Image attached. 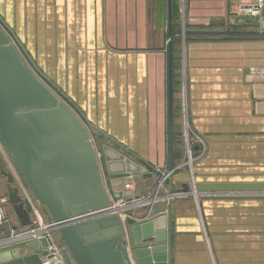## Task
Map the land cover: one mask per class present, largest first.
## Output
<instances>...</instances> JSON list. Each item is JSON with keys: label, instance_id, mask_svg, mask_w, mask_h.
<instances>
[{"label": "crops", "instance_id": "crops-1", "mask_svg": "<svg viewBox=\"0 0 264 264\" xmlns=\"http://www.w3.org/2000/svg\"><path fill=\"white\" fill-rule=\"evenodd\" d=\"M0 1V8L20 10L22 18L33 11L30 18L45 27L33 38L45 43L39 59L47 78L94 137L150 169L151 178L137 180L135 197L147 199L162 175H169L168 41L173 195L187 186L178 165L186 123L206 143L204 157L194 164L198 184L264 183V29L238 16L248 0H170L167 49L150 26L154 11L162 9L168 27V0ZM130 180L110 184L123 193L119 186ZM14 182L20 184L16 177ZM162 187L159 196L168 193V179ZM200 200L198 209L189 194L172 199L171 264H264V196ZM161 205L167 201L153 204ZM150 206H135L126 219L168 216L167 209L149 214ZM124 224L131 262L139 264ZM10 225H0V239Z\"/></svg>", "mask_w": 264, "mask_h": 264}, {"label": "water", "instance_id": "water-1", "mask_svg": "<svg viewBox=\"0 0 264 264\" xmlns=\"http://www.w3.org/2000/svg\"><path fill=\"white\" fill-rule=\"evenodd\" d=\"M168 36L171 8L168 0ZM172 49L168 41V169L167 205L149 211L151 219L125 218L123 210L109 213L111 196L84 122L60 100L24 63L20 53L0 27V175L6 179L9 203L22 226L29 215L18 190L11 188L14 175L37 204L52 231L66 264H132L125 239L129 226L133 253L139 264H169L172 259ZM109 180L151 178L146 165L102 148ZM184 191L187 186L183 187ZM199 199L264 196V183L196 184ZM132 192H114L115 200ZM165 200L166 198H161ZM201 209V200L197 205ZM98 213L92 219L81 216ZM129 217V216H128ZM48 241L23 243L18 249H0V264H42Z\"/></svg>", "mask_w": 264, "mask_h": 264}, {"label": "rangeland", "instance_id": "rangeland-1", "mask_svg": "<svg viewBox=\"0 0 264 264\" xmlns=\"http://www.w3.org/2000/svg\"><path fill=\"white\" fill-rule=\"evenodd\" d=\"M4 5L6 6L8 4L5 3ZM0 6H3V3L1 1H0ZM24 12H25L26 16H25V18H22V16H21L22 11H20V10L0 8V27L6 33V35L10 39L11 43L18 50V52L20 53L24 63L37 75V77L43 83H45L47 85V87L49 89H51V91L54 92V94H56L60 98V100L62 102H64L67 105L66 101H64V99L61 97V95H60L61 93L58 90V88L55 86V84H53L51 82V80H49V78H47L48 76H47V73L45 70L44 61L39 59V52H43L45 49L44 41H41L40 43H36L35 39L33 38L35 36V33H37V31L39 30V28L41 29L40 30V32L42 33L41 35H43L45 27L43 25L39 26L38 24H35L34 22L37 21V19L30 18V15L32 14L33 11H24ZM154 12H155V16L152 18V21L155 22V24H153V26H150V29L155 31L156 34L161 36V46L163 43V47L165 49H167V41H168V39H167V28L168 27H167V24L165 21V10L163 11L162 9H160V10H155ZM153 42H157V41H150L149 43H153ZM126 44H128V43H126ZM157 44L160 45L159 42ZM173 81H174L175 87H176L177 82H178L176 75H175ZM180 93L182 96L181 100L183 102V99H185V97H184L185 93L183 90H180ZM173 96H174V94H173ZM68 107H70V106H68ZM182 108L184 111L183 105H182ZM86 128H87V126H86ZM87 129H88L89 134L91 136V141H92V144L94 145L96 153L100 155L99 162H100V165L102 168V173L104 175L105 187H106L109 195L111 196V199L114 200L112 195L115 191H114L112 185L110 184L111 180H109V178L107 177V174H106V166H105V160H104V154H103L102 148L104 146H107V147L119 152L121 155L132 160L133 162H135V161L133 159H131L130 157H127L126 153H123L120 150L115 149V147L112 146L111 144H109L106 139L94 137L92 131L89 128H87ZM186 130H187L188 136L185 138ZM180 142L182 145V149L184 148V158L178 165L181 164L180 165L181 170L185 171L187 174V183H186L187 184V190L184 191V193H186V194L190 193V194H192L190 197H192L194 195V193H193L194 190L192 187L194 184H197L196 179H195L194 164H195V162H197L198 160H201L204 157V155L207 151L205 148L206 143H205L204 138L200 137L196 133L190 132V128L189 127L186 128V126H185L184 136L182 137V140ZM177 144H179V141L177 142ZM187 146L190 147V150L192 152V154H191L192 162H189V160L187 158V150H188ZM194 146L197 147V152L194 151ZM135 163H137V162H135ZM137 164H139V163H137ZM184 164H185V166H183ZM190 164L193 165L194 177H190V174H189L190 170L188 167ZM149 171H150V169H149ZM130 181H133L135 183L136 189L139 187L138 186L139 181L136 182L133 179ZM6 184H7L6 179L0 175V205L4 206L6 208V213H4V216H5L6 221L8 220V223L5 224V226L10 225V224L15 225L19 221L17 218L14 217L15 216L14 215V213H15L14 207L9 203V192H8V186ZM124 184L125 183H123L122 186L120 185L119 189L124 190ZM157 185H158V183L156 182V184L153 187L155 188ZM11 188H12V190L13 189L18 190V195L22 200L23 208L28 213V215H29V213H33L31 207H29L27 201L24 198V195H23L21 189L19 188V186L17 185L16 182H13V184L11 185ZM154 188H152V189L154 190ZM3 200H4V202L2 203ZM125 214H127V213H125ZM30 216L33 219V215L31 214ZM18 247L19 246H15L13 248L18 249ZM58 264H66V263H64V261H59Z\"/></svg>", "mask_w": 264, "mask_h": 264}, {"label": "built area", "instance_id": "built-area-1", "mask_svg": "<svg viewBox=\"0 0 264 264\" xmlns=\"http://www.w3.org/2000/svg\"><path fill=\"white\" fill-rule=\"evenodd\" d=\"M238 16L244 17L248 20H250L252 23H254L257 27L260 28V30L264 29V0H248L247 3L241 4L238 8ZM186 128H188V123H186ZM188 136L187 130L185 132V138ZM187 158L189 162H192L191 158V150L190 147L187 146ZM98 159L100 157L99 154H97ZM185 166V164L183 165ZM189 174L190 177H194L193 175V165H189ZM15 177V175H14ZM168 175H162L161 181L158 183V185L155 187V189L152 191L151 195L147 199H142L140 197H135V191H136V185L133 181H129L124 184V190L125 192H132L133 195L130 198H121L118 200H112L111 201V208L109 210V213L117 212L120 210H123L121 213H127L129 210L134 208L135 206H141L144 204L149 205L151 202L152 204L156 203L158 200H161V198H166V201H168L169 196L168 193H165L163 196H159V191L162 190L163 183L167 179ZM18 180V178L16 177ZM19 181V180H18ZM20 183V181H19ZM19 188L21 189L25 200L27 201L29 207H31L33 213H29V225L22 226L20 222L16 223L15 225H12L9 228V231L7 233V236L3 239H0V249H8L13 248L15 246H21L23 243L29 242V241H39L41 239H46L48 241V247L46 248L47 255L41 256L42 264H58L59 261H63V256L61 254V251L58 249V244L55 239V233L52 231V228H54L53 224L46 223L44 219L42 218V215L40 213V210L37 206V204L32 200L29 193L23 188V186L20 184H17ZM195 186L193 185V193L192 196L196 202V205H198L199 198L195 192ZM184 193H179L178 195H173V198H178L180 196H185ZM192 194L189 193V196ZM4 200L2 201V203ZM4 213H6V209L3 207H0V225L7 224L8 220L6 221ZM98 213H107L106 211L103 212H91L89 214H86L84 216H81L82 219H92L97 215ZM33 215V219L30 215ZM125 216H122V221L125 220ZM125 239H126V232H125Z\"/></svg>", "mask_w": 264, "mask_h": 264}, {"label": "trees", "instance_id": "trees-1", "mask_svg": "<svg viewBox=\"0 0 264 264\" xmlns=\"http://www.w3.org/2000/svg\"><path fill=\"white\" fill-rule=\"evenodd\" d=\"M176 141H175V139L173 138V150H174V147H175V143ZM173 155H174V153H173Z\"/></svg>", "mask_w": 264, "mask_h": 264}]
</instances>
